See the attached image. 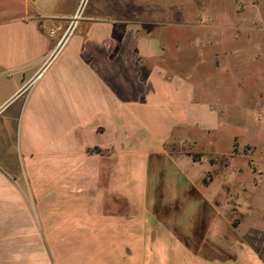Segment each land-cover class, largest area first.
<instances>
[{"label":"crops","instance_id":"obj_1","mask_svg":"<svg viewBox=\"0 0 264 264\" xmlns=\"http://www.w3.org/2000/svg\"><path fill=\"white\" fill-rule=\"evenodd\" d=\"M70 16L35 0H0V264H264L239 237H225L229 222L206 220L210 249H190L170 229L191 237L204 205L227 199L202 185L197 162L167 150L185 129L213 128L215 114L184 110L180 85L166 87L165 49L90 26L63 56ZM93 33L107 40L94 43ZM131 40L139 51H124L119 69L109 58ZM151 59L161 65L145 70ZM90 189L101 212L106 202L121 212L98 216L108 245L93 253Z\"/></svg>","mask_w":264,"mask_h":264},{"label":"rangeland","instance_id":"obj_2","mask_svg":"<svg viewBox=\"0 0 264 264\" xmlns=\"http://www.w3.org/2000/svg\"><path fill=\"white\" fill-rule=\"evenodd\" d=\"M35 1L53 15H71L63 24L68 30L62 36L68 38L63 56L82 41L90 26H113V36L119 40L128 32L133 40L159 42L165 49L161 63L166 67L165 79L172 81L166 87L180 85L184 110L191 107L198 113L215 114L213 128L185 129L176 137L181 142L173 140L167 150L197 162L198 171L204 174L202 185L224 189L227 199L226 204L215 201L213 206L204 205L203 217L199 215L191 237H183L175 227L170 229L190 249H208L205 235L209 218L229 222L225 237H239L264 262V0ZM90 38L96 40L94 43L107 40L106 35L96 33ZM133 40L129 41L131 48L120 46L109 58L119 69L124 51H139L141 42ZM142 63L147 70L160 61ZM22 187L28 195L24 180ZM90 190L84 221L87 253L108 245L102 231L109 227L101 226L98 216L121 214L118 204L110 202L103 204L102 212L97 209ZM71 199L77 202L76 195ZM76 222L71 217V225ZM38 224L44 247L46 223Z\"/></svg>","mask_w":264,"mask_h":264}]
</instances>
